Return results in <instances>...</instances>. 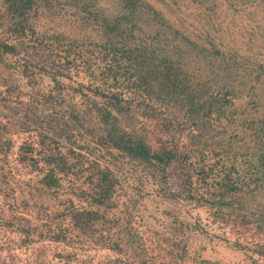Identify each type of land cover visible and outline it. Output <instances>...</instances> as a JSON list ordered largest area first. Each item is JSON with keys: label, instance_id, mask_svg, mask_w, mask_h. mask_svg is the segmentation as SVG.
<instances>
[{"label": "trees", "instance_id": "obj_1", "mask_svg": "<svg viewBox=\"0 0 264 264\" xmlns=\"http://www.w3.org/2000/svg\"><path fill=\"white\" fill-rule=\"evenodd\" d=\"M112 1L106 13L102 0H0V63L22 54V75L31 77V56L42 52L56 69L52 80L59 90L58 74L87 79L80 86L105 101L71 111L70 122L49 117L43 126V120L25 117L26 130L35 125L37 133L21 144L18 161L41 174L37 192L55 193L68 180L69 191L84 203L74 208L69 201L72 227L123 255L114 263L156 264L132 226L134 204L122 202L118 179L100 163L106 156L154 167L164 180L172 169L180 182L171 196L206 209L221 229L252 226L264 239V62L238 61L213 42L201 46L181 35L162 10L179 1L208 9L215 0ZM219 1L230 8L238 3ZM65 11L85 34L37 28L36 22ZM87 47H93L91 56ZM42 103L54 106L60 98L44 96ZM72 124L91 136L100 156L93 157L88 144L60 150L57 137H68ZM1 132L8 133V126L0 123ZM11 143L3 141L5 154ZM33 204L38 212L51 209ZM63 214L48 215L49 231L48 224ZM25 221L22 230L32 235L38 226L31 231ZM51 237L64 241V230ZM234 245L254 264H264V240Z\"/></svg>", "mask_w": 264, "mask_h": 264}, {"label": "rangeland", "instance_id": "obj_2", "mask_svg": "<svg viewBox=\"0 0 264 264\" xmlns=\"http://www.w3.org/2000/svg\"><path fill=\"white\" fill-rule=\"evenodd\" d=\"M220 3L215 0V5L218 6L214 5L212 8L210 3L208 9H205L179 1L169 8H159L166 11V17L170 18L173 27L182 32L181 35L190 37L201 46L210 48V43L213 42L229 54H237L238 61L264 62V3H258V0H238L236 8H230L226 4L221 6ZM102 4L107 8L106 13L114 8L112 0H102ZM36 25L41 31H63L76 37L86 32L67 11L54 15L53 19L38 21ZM92 48L87 47L86 55H90ZM31 57L32 64H35L28 65L31 77L22 75V58H25L22 54L19 59L9 56L0 63V123L8 126V133L0 134V264H126L114 263L118 258H123V255H115L103 244L77 235L66 211L70 207L69 201L74 208L84 203L78 195L69 191L68 180H64V187L55 193H38L41 174L30 171L18 161L21 144L28 142L29 137L35 138L37 133L35 125H31L30 133L26 130L27 115L43 120V126H46V119L49 117L70 122L71 111H83L92 101L105 104L102 98L83 87L87 84V79L80 81V78L71 79L67 75L58 74L56 78L62 86L59 90L52 80L56 69L52 66L51 59L44 61L42 52ZM193 65L196 66L194 63ZM48 95L60 98V103H53L54 106L43 105L42 97ZM262 99L264 100V94ZM73 126L72 124L73 129L68 131V137H57L60 150H77L78 147L73 142L88 144L89 150L95 153L92 156H100L102 151L96 147L91 136L83 131H75ZM147 126L152 128V125ZM7 137L11 138L12 148L5 154L3 141ZM100 163L108 167L118 179L122 202L134 204L132 226L152 262L254 264L249 253L236 248L234 242H259L264 240L263 235L254 231L252 226L248 229L238 228L237 225L221 229L212 223L206 209L197 208L171 196L172 192L178 190L180 182L172 169L168 170L164 180L154 167H147L127 157L112 160L106 156ZM82 187L86 188L87 185ZM34 200L38 203L40 201L43 206L48 205L53 211L50 209L43 212L39 208L38 212L33 204ZM53 212L65 214L48 224L52 229L49 231L46 224L49 221L48 215ZM25 220L29 221L30 230L38 226L32 235L28 236L22 230L27 225ZM62 230L65 240H53L52 231ZM41 234L46 238L40 239ZM127 264L134 263L129 261Z\"/></svg>", "mask_w": 264, "mask_h": 264}]
</instances>
